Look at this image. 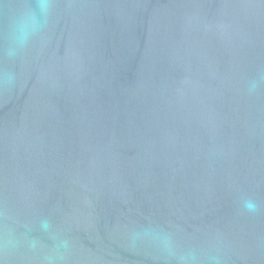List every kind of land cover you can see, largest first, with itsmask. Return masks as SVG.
Wrapping results in <instances>:
<instances>
[{
	"label": "water",
	"instance_id": "water-1",
	"mask_svg": "<svg viewBox=\"0 0 264 264\" xmlns=\"http://www.w3.org/2000/svg\"><path fill=\"white\" fill-rule=\"evenodd\" d=\"M0 264H264V0H0Z\"/></svg>",
	"mask_w": 264,
	"mask_h": 264
},
{
	"label": "clouds",
	"instance_id": "clouds-1",
	"mask_svg": "<svg viewBox=\"0 0 264 264\" xmlns=\"http://www.w3.org/2000/svg\"><path fill=\"white\" fill-rule=\"evenodd\" d=\"M26 28H27V24L25 21H22L20 26H19V31H18V36L17 38L21 41H23V39L26 36ZM244 207L248 210V211H255L256 209V205L254 202L252 201H246L244 204Z\"/></svg>",
	"mask_w": 264,
	"mask_h": 264
}]
</instances>
